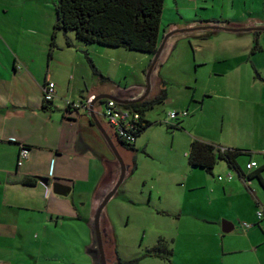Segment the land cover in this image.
Returning <instances> with one entry per match:
<instances>
[{
	"label": "rangeland",
	"instance_id": "374dc122",
	"mask_svg": "<svg viewBox=\"0 0 264 264\" xmlns=\"http://www.w3.org/2000/svg\"><path fill=\"white\" fill-rule=\"evenodd\" d=\"M57 3L58 0H34L30 4L29 8L36 18V26L38 25L35 31L41 32L20 34L21 41L28 42L23 45L26 54L39 56L43 43L47 44L48 39H50L49 47L51 46ZM215 11L222 12L218 2ZM228 11L230 10L226 7V12ZM214 13L210 11L209 15ZM164 15L163 21H166L170 16L167 9ZM43 21V25L40 26ZM164 24H161L162 31ZM168 34L161 37V43ZM231 36L235 35L218 33L210 41L204 42L193 37L190 39L172 37L165 48L167 49L174 40L178 41L172 56L163 65L167 52L164 50L159 62V66L162 67L161 77L167 84V99L146 112L151 125L138 138L135 151L123 149L118 143L115 144L118 154L130 169L125 175L124 182L105 207L101 221H108L110 241L113 242L116 256L124 261L140 259L138 264H170L162 261L161 258L148 256V253L161 239L169 244L174 237L178 240L177 256L176 258L168 256L174 264H216L220 258L218 260L213 256L211 261L205 244L210 239L211 230L215 229L219 230L220 240L225 236L223 242L225 247L219 246V251L225 250L226 253H230L248 250L250 243L244 237L250 233L255 236L253 239L258 238V244L254 248L259 249L260 257L264 258V188L259 181L254 179L250 183L251 186L253 185L251 188L253 193H251L235 171L230 170L221 161L214 170V177L209 175L207 180L210 181L206 182L203 179V176L206 178V173L201 169L190 171L185 156L190 147L189 130L193 131L192 135L224 139L233 148L243 151L253 149V144L256 145L252 143L256 138L252 141L251 134L260 131L264 134V100L258 93V89L262 88L264 66L261 74L258 73L259 77L252 65H248L251 73L245 72L243 68L237 72V75L229 73L226 77L211 73L214 68L219 69L223 65L215 58L220 52V44L230 40ZM57 37L58 43L63 48L59 53L60 60L64 59L66 63L73 62V65H70L71 75L76 78L80 86L85 83L89 90L97 87L111 88L113 84L125 87L138 79L146 85L147 77L141 72L145 67L149 69L147 66L151 58L145 61L146 54L123 48L92 45L101 52L108 50L111 53L107 60L93 55L96 62L105 69L104 74L99 75L94 71L95 64L88 58L89 52L77 47V44L80 47L84 45L76 41L73 32L67 34L58 32ZM260 37V43L263 42L264 45V33ZM71 39L74 45L68 46ZM206 43H208L207 47L201 50L199 45ZM57 47L56 42L54 49ZM69 49L75 54V59L66 53ZM231 52L238 54V50L235 49ZM204 59H207L208 65L201 64ZM262 60L261 63H264V59ZM160 67L154 72V78ZM257 81L258 83H255ZM154 87L152 83L151 91H155ZM237 89L247 90L248 96H240L236 93ZM192 96L194 102L191 105V112L183 110L188 112V116L184 118L185 122L191 121L185 126V130L168 127L164 123L166 113L175 108L188 109L189 99ZM98 107L103 110L102 104L99 103ZM57 114L58 112L55 113ZM58 115L61 118L62 115ZM255 160L261 165L264 163L263 156L255 155ZM248 161V156L239 158V163L246 174ZM95 167L101 168L102 162L100 161ZM229 173L233 175V183H228L226 180L217 181L219 176L226 179ZM188 174L193 176L189 178L193 185L205 183L206 188H209L189 191V186L192 184L186 181ZM262 176L264 178V172ZM67 177L66 179L75 178L71 174ZM117 179L118 177L116 181ZM223 187L226 189L223 190ZM75 196L73 203H77L78 213H81L82 217H87L90 213L87 204L89 195L87 193L79 195L78 192ZM205 197L216 210L211 211L213 216L217 215L216 220H205L211 222V225L204 220H194L189 215L182 216V220L164 215L163 211L170 209L173 204L182 206L183 211L192 212L194 211L192 203L206 207L207 213L210 206L209 202L205 201ZM73 203L72 200L70 203H63L58 214L53 213L52 220H47L46 223L37 220L35 228L30 231L25 242L19 238L11 243L12 248L0 251V262L3 261L2 264H94L93 251L89 249L94 241L91 221L79 219L78 214L74 213L75 210H72ZM259 213H262V219L259 218ZM179 221H181L180 226ZM223 221L232 223L234 231L223 234L221 227ZM244 224L254 227L246 231ZM106 249L107 257L110 261L112 258L107 264H113V258L116 257L113 248L107 246Z\"/></svg>",
	"mask_w": 264,
	"mask_h": 264
},
{
	"label": "crops",
	"instance_id": "0c3cea01",
	"mask_svg": "<svg viewBox=\"0 0 264 264\" xmlns=\"http://www.w3.org/2000/svg\"><path fill=\"white\" fill-rule=\"evenodd\" d=\"M32 1L34 0H0V251H4L5 248H12V242H16L19 238L25 242L30 235V231L35 228L37 220H42L44 223L47 220H52L53 213L58 214V210L63 203H70L71 200L73 203L76 197L75 194L78 195V192L79 195L84 193L89 195L87 204L90 213L87 217H82L81 213L77 211V203H73L74 209L72 208V210H75L74 213L78 214V218L81 220H93L95 210L99 205V192L103 189L111 170L117 162L109 141L116 150V143L123 149L125 148L108 125L103 110L101 111L98 107L99 103L93 108L97 124L90 117L89 105L97 96H118L127 101L132 96L143 95L146 90V85L139 79L125 87L113 84L111 88L97 87L89 90L85 83L80 86L76 78L71 75L70 65H73V62L68 61L66 63L64 59L63 61L60 60L59 53L63 48L58 43V37L56 39L58 46L56 49L49 47L50 39H48L47 44L46 42L43 43L39 56L26 54L23 45L28 42L21 41L20 34L24 32L28 34L41 32L35 31L38 25L36 26V18L32 9L29 8ZM217 2L220 4L222 12L215 11ZM226 7L230 11L226 12ZM165 9L169 11L170 16L166 21H163ZM204 11L208 12L204 14L202 13ZM210 11L215 13L209 15ZM43 23L44 21L39 25L41 26ZM162 23L165 24L163 31L161 28L160 37L170 32H177L172 37L176 36V39H190L193 37L195 40L198 39L201 40L200 42H204L210 41L218 33L235 35L231 36L230 40L220 44V52L215 59L223 65L219 69L214 68L212 70L211 73L215 76L226 77L229 73L237 75L241 68L245 72L251 73L248 65H252L254 71L261 74L264 66V63H261L264 59L262 58L264 56L263 42L260 43L261 51L252 54V48L255 33L260 32L261 35L264 33V30H257L264 28V0H165ZM48 24H50L49 20ZM209 26H234L235 28H252L255 30L230 32L201 29ZM48 30L50 31V29ZM70 42L74 45L73 39ZM174 42L166 49V58L163 65L168 62L173 49L178 44L177 40H174ZM207 45L208 43L199 45V48L201 50L205 49ZM77 47L89 52L88 58L95 64V66L92 64L95 73L104 74L105 69L96 62L93 55H96L99 59L105 58L107 60L106 58H109L111 53L108 50H102L101 52L95 46L80 47L77 44ZM58 48L59 50H57ZM232 49L238 50V54H232ZM66 53L68 56L71 55L73 59L76 58L70 49ZM261 55L263 56L261 57ZM146 56L145 61L151 58L147 54ZM151 62L152 60L148 64V68ZM201 64L203 66L208 65L207 59L202 60ZM44 65L46 66L45 69ZM157 69L156 66L154 72ZM147 70L146 67L141 70L144 76L147 74ZM161 71L162 67L159 68L155 78L153 72L151 84L154 83L155 91H150L146 99L154 98L163 89V81H166L161 77ZM153 78L155 81H153ZM48 81L54 82L56 86V96L51 103H47L43 96L44 86ZM255 83H258V81ZM85 92H87V97H85ZM236 93L240 96H248L247 90L237 89ZM258 93L261 94V99L264 100V79H262V88L258 89ZM208 96L214 95L208 94ZM193 102L194 96L189 99L188 109L175 108L169 110L166 113L165 121L167 114L171 111L183 112V110H187L191 112ZM56 112L62 115L61 118L58 114L55 115ZM146 119L148 120L147 117ZM190 122L189 120L186 123L183 118L181 120L183 126L181 131H184L185 126ZM192 132V130L188 132V136L191 138L190 145L194 140H200L223 150L237 149L225 142L224 139L192 135ZM250 137L252 141L253 138H256L252 142L256 145L253 144V149L242 148L249 149L244 151L250 153L251 160L257 162L255 155L264 157V134L260 131L251 134ZM137 142L138 139L136 144ZM20 145H26L30 149L29 159L21 167L18 166ZM187 154L186 151V157ZM100 161L102 167H95L98 166ZM257 163L259 167L262 166L259 162ZM189 167L190 171L198 169L190 165ZM204 173H206V178L203 176V179L206 182L210 181L207 180L209 175L214 177V171L212 175L206 171ZM69 174L75 178L66 179ZM228 175L226 179L223 178L222 180H219V177H221L219 176L217 181L232 182L234 178L229 180ZM38 177L49 179V184L47 186L42 184L37 179ZM190 177L193 176L186 175L187 183L192 184L189 186V191L206 188L205 183L193 185L194 183L189 181ZM27 179H35L36 182L34 185H25L24 182ZM240 179L245 188L253 193L251 189L253 185H250L251 187L247 186L244 179ZM115 181L116 179L108 187L111 188ZM53 182L70 186V195L68 197L55 195L51 186ZM225 189L226 187H223V190ZM205 201L209 202L210 206L207 213L206 207L197 206L196 203H192L194 208L192 212L183 211L182 206H176L177 204H173L170 209L163 212L164 215L171 216L176 220H182L181 218L184 215H189L194 220H216L217 215L213 216V213H211L215 209L210 204V200L205 197ZM76 215L74 218H76ZM104 223L108 226V221ZM205 223L211 225L209 221H205ZM180 224L181 221H179V226ZM251 229L244 228L246 231ZM209 235L210 239L205 243L206 249L209 250L211 261L213 256L217 257L218 260L220 258L219 261H216V264H264V258L260 257L259 249L254 248L258 244V238L253 239L254 235L249 233L244 237L250 243L248 250L231 251L230 253H226L225 250L219 251V246L225 247L223 243L225 236H222L220 240L219 230H211ZM169 245L173 250L172 256L176 258L177 238L172 237ZM93 246L94 244L89 249H93ZM162 261L165 260L162 259ZM2 263L3 261L0 262V264ZM170 264H174V261L171 260Z\"/></svg>",
	"mask_w": 264,
	"mask_h": 264
},
{
	"label": "trees",
	"instance_id": "16d2710c",
	"mask_svg": "<svg viewBox=\"0 0 264 264\" xmlns=\"http://www.w3.org/2000/svg\"><path fill=\"white\" fill-rule=\"evenodd\" d=\"M164 4L165 0H58L55 8L56 23L52 33L51 49L56 46L55 39L58 32L65 34L73 32L76 41L86 47L100 45L109 48H123L128 51L147 54L152 60L161 43L160 31ZM260 35V32L255 33L252 54L262 50ZM172 39L167 40L164 50ZM67 45L73 46L71 42H68ZM159 65L158 63L156 66L159 67ZM256 73L259 77L258 72ZM162 85L163 89L154 98L136 104L122 105L125 109L141 114L139 129L136 134L137 139L151 125L146 119V112L154 108L155 105L164 103L167 99L166 82L163 81ZM168 127L182 129L181 120L176 122L174 126L168 125ZM120 142L125 149L135 151L136 143ZM241 156L249 157L247 165L254 162L251 160V154L243 150H223L212 144L194 140L190 145L187 159L191 167L203 169L211 175L217 164L222 161L245 182L256 179L264 188L262 178L264 164L259 167L258 163L255 162L256 167L252 170H248L246 165V174L239 165ZM35 182V179H27L24 184L34 185ZM107 246L113 248L115 253L112 241ZM172 254V248L165 240L161 239L149 251L148 256L161 258L171 263L168 256H172ZM139 261L140 259L124 261L117 256L113 258V264H138Z\"/></svg>",
	"mask_w": 264,
	"mask_h": 264
},
{
	"label": "water",
	"instance_id": "95a60500",
	"mask_svg": "<svg viewBox=\"0 0 264 264\" xmlns=\"http://www.w3.org/2000/svg\"><path fill=\"white\" fill-rule=\"evenodd\" d=\"M201 29H212V30H223V31H230V32H245V31H251V30H255L252 28H248V29H244V28H235L233 27H221V26H209V27H204ZM257 30H264V28L261 29H257ZM183 31H190V30H183ZM183 31H179V32H183ZM177 32H170L164 39V41L161 43V45L159 46L156 54L154 55L151 65L147 71L146 77H147V83H146V90L145 93L137 100L135 101H124L122 100L120 97L118 96H111V95H102V96H97L94 98V100L90 103L89 105V114L91 119L97 124V120L93 114V108L94 106L99 103L100 101L103 100H112L115 101L116 103L120 104V105H130V104H136V103H140L143 102L144 100H146V98L148 97V95L150 94L151 91V80H152V74L155 70L156 65L159 63V61L161 60L162 57V53L164 51V47H165V43L167 42V40L172 37L173 35H175ZM110 142V146L114 152L115 158L117 160V162H119L121 168H122V173L118 179V181L115 183L114 187L112 188V190L110 192H108V194L104 197V199L100 202V204L97 206L96 210H95V214H94V218L91 221V227L93 229V236H94V241H93V249H92V253L94 255V264H107V260H106V256H105V251H104V244H103V233H102V229H101V219H102V215H103V211L105 209V207L107 206V204L109 203V201L113 198V196L116 194V192L118 191L119 187L121 186V184L124 182L125 180V175H126V166L122 160V158L120 157V155L118 154L117 150L115 149V147L113 146V144ZM42 184L44 185H48L49 184V179L46 178H37ZM52 190L53 193L55 195L58 196H63V197H68L71 193V187L61 184L59 182H53L52 183ZM234 226L233 224H231L230 222H226L223 221L222 222V232L224 234H229L231 232L234 231Z\"/></svg>",
	"mask_w": 264,
	"mask_h": 264
},
{
	"label": "built area",
	"instance_id": "2783aa9c",
	"mask_svg": "<svg viewBox=\"0 0 264 264\" xmlns=\"http://www.w3.org/2000/svg\"><path fill=\"white\" fill-rule=\"evenodd\" d=\"M44 100L47 103H51L56 96V86L54 82L48 81L44 86L43 91ZM103 115L108 122V125L114 131L116 137L119 141H124L128 144H135L137 141V130L139 129V124L141 120V114L130 109H125L122 105L116 103L112 100H106L103 104ZM80 107L79 105H75ZM188 116L187 111L177 112L171 111L167 114V119L165 121L166 125L174 126L176 122L182 120ZM30 149L26 145H20L18 166L21 167L25 161L29 159ZM256 167L255 162H250L247 165L248 170H252ZM233 175L229 174L228 179L232 180ZM219 177V180H222ZM251 181H247V186H250ZM259 218H262V213L258 214ZM246 229H250L252 226L244 224Z\"/></svg>",
	"mask_w": 264,
	"mask_h": 264
},
{
	"label": "flooded vegetation",
	"instance_id": "af4514ba",
	"mask_svg": "<svg viewBox=\"0 0 264 264\" xmlns=\"http://www.w3.org/2000/svg\"><path fill=\"white\" fill-rule=\"evenodd\" d=\"M141 96H142V94H141L140 96H139V95H138V96H137V95L132 96L131 99H129V100H127V101H135V100L139 99ZM105 101H106V100H103V101H100L99 103H100V104H103ZM122 160H123V159H122ZM123 162H124V161H123ZM124 164H125V163H124ZM125 166H126V173H127L128 170L130 169V166H128V165H126V164H125ZM121 173H122V168H121L119 162H116L115 165H114V168L111 170V174H110V176L107 178V181H106V183L104 184L103 189H101V191L99 192V195H98V198H99V204H100V202L104 199V197L108 194V192H110V191L112 190V188L114 187L115 183L118 181V179H119ZM116 177H118L117 181H115V182L113 183V185H112L111 188L108 187L109 184H111L112 181L116 179ZM101 229H102V233H103L102 237H103V244H104V249H105V250H104V251H105V256H106V260L109 262L110 260H109V258L107 257V252H106L107 249H106V248H107V245H108L109 242H110V235H109V233H108V228H107L106 224H105L103 221H101ZM111 257H112V256H111ZM110 259H111V261H112V258H110ZM111 261H110V262H111ZM112 263H113V262H112Z\"/></svg>",
	"mask_w": 264,
	"mask_h": 264
}]
</instances>
